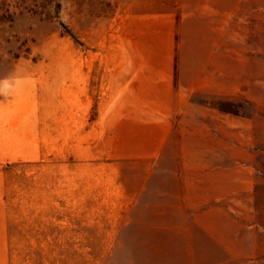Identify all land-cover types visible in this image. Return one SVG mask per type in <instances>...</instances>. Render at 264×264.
Returning a JSON list of instances; mask_svg holds the SVG:
<instances>
[{"label": "rangeland", "instance_id": "374dc122", "mask_svg": "<svg viewBox=\"0 0 264 264\" xmlns=\"http://www.w3.org/2000/svg\"><path fill=\"white\" fill-rule=\"evenodd\" d=\"M0 264H264V0H0Z\"/></svg>", "mask_w": 264, "mask_h": 264}]
</instances>
